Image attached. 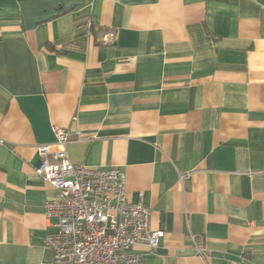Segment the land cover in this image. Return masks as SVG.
Instances as JSON below:
<instances>
[{
  "label": "crops",
  "instance_id": "obj_1",
  "mask_svg": "<svg viewBox=\"0 0 264 264\" xmlns=\"http://www.w3.org/2000/svg\"><path fill=\"white\" fill-rule=\"evenodd\" d=\"M54 127L150 209L142 264H264V0H0V264L52 261Z\"/></svg>",
  "mask_w": 264,
  "mask_h": 264
},
{
  "label": "built area",
  "instance_id": "obj_2",
  "mask_svg": "<svg viewBox=\"0 0 264 264\" xmlns=\"http://www.w3.org/2000/svg\"><path fill=\"white\" fill-rule=\"evenodd\" d=\"M53 132L56 142L37 149L41 163L35 170L54 190L43 207L51 229L44 238L52 253L50 264H142V255L133 248L141 244L154 251L164 237L163 231L150 230V209L129 202L120 169L71 163L65 151L68 133L57 127ZM189 238L195 255L205 259L201 237Z\"/></svg>",
  "mask_w": 264,
  "mask_h": 264
}]
</instances>
